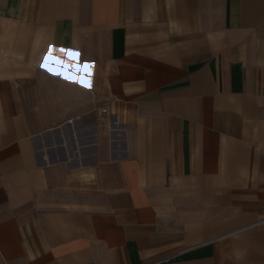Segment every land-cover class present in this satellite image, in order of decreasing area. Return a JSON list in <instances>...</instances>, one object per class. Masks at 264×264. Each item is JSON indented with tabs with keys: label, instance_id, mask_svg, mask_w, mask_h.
Wrapping results in <instances>:
<instances>
[{
	"label": "crops",
	"instance_id": "crops-1",
	"mask_svg": "<svg viewBox=\"0 0 264 264\" xmlns=\"http://www.w3.org/2000/svg\"><path fill=\"white\" fill-rule=\"evenodd\" d=\"M0 264H264V0H0Z\"/></svg>",
	"mask_w": 264,
	"mask_h": 264
},
{
	"label": "snow or ice",
	"instance_id": "snow-or-ice-1",
	"mask_svg": "<svg viewBox=\"0 0 264 264\" xmlns=\"http://www.w3.org/2000/svg\"><path fill=\"white\" fill-rule=\"evenodd\" d=\"M55 51H57L55 48H51L50 49V52H55ZM68 51H70V50H66V49H63V48H61V49H59V52H61V53H67ZM65 79H67L66 77H65Z\"/></svg>",
	"mask_w": 264,
	"mask_h": 264
},
{
	"label": "built area",
	"instance_id": "built-area-1",
	"mask_svg": "<svg viewBox=\"0 0 264 264\" xmlns=\"http://www.w3.org/2000/svg\"><path fill=\"white\" fill-rule=\"evenodd\" d=\"M101 113L103 114V116H107V113H108V111H107V109L106 108H104V109H102L101 110ZM111 123H112V121H109V124L111 125Z\"/></svg>",
	"mask_w": 264,
	"mask_h": 264
},
{
	"label": "bare ground",
	"instance_id": "bare-ground-1",
	"mask_svg": "<svg viewBox=\"0 0 264 264\" xmlns=\"http://www.w3.org/2000/svg\"><path fill=\"white\" fill-rule=\"evenodd\" d=\"M67 67V66H66ZM76 74V73H75ZM80 77V76H79ZM80 79V78H79ZM80 82V81H79ZM76 121V120H75ZM75 129V128H74ZM111 129V128H110ZM113 130V129H112ZM75 131H76V129H75ZM110 135H111V133H110ZM77 137V136H76ZM80 146V145H79Z\"/></svg>",
	"mask_w": 264,
	"mask_h": 264
}]
</instances>
